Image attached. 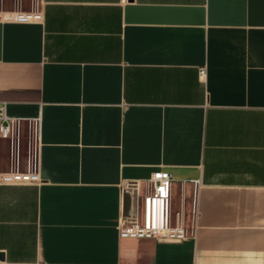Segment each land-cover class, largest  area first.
I'll use <instances>...</instances> for the list:
<instances>
[{
  "label": "crops",
  "instance_id": "obj_1",
  "mask_svg": "<svg viewBox=\"0 0 264 264\" xmlns=\"http://www.w3.org/2000/svg\"><path fill=\"white\" fill-rule=\"evenodd\" d=\"M0 264H264V0H0ZM201 71L204 73L201 74ZM194 235L125 240L151 175ZM140 184L137 192L131 185ZM174 209V207H173ZM177 210V209H174Z\"/></svg>",
  "mask_w": 264,
  "mask_h": 264
},
{
  "label": "built area",
  "instance_id": "obj_2",
  "mask_svg": "<svg viewBox=\"0 0 264 264\" xmlns=\"http://www.w3.org/2000/svg\"><path fill=\"white\" fill-rule=\"evenodd\" d=\"M42 22L39 13L0 12V23L5 22ZM204 72L201 71V74ZM20 120L8 115L7 104L0 106V139H11L13 142L19 136ZM172 175L164 170L154 172L147 182V190L141 197L133 216L125 218L119 227V235L125 240H153L162 243H181L194 235V225L197 218V193L201 186L200 180L183 181L181 185L192 187L190 218L181 207L174 210L172 205ZM39 151L37 147L30 148L24 171L18 169L11 172H0V186H20L40 184ZM138 192L140 184L135 182Z\"/></svg>",
  "mask_w": 264,
  "mask_h": 264
},
{
  "label": "rangeland",
  "instance_id": "obj_3",
  "mask_svg": "<svg viewBox=\"0 0 264 264\" xmlns=\"http://www.w3.org/2000/svg\"><path fill=\"white\" fill-rule=\"evenodd\" d=\"M174 209H177V210H179L180 209V199H178L177 201H176V203L174 204Z\"/></svg>",
  "mask_w": 264,
  "mask_h": 264
}]
</instances>
